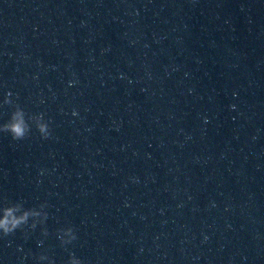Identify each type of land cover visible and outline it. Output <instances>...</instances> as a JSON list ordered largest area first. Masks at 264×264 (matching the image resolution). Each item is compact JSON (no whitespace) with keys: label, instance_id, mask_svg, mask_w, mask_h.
I'll return each instance as SVG.
<instances>
[{"label":"water","instance_id":"obj_1","mask_svg":"<svg viewBox=\"0 0 264 264\" xmlns=\"http://www.w3.org/2000/svg\"><path fill=\"white\" fill-rule=\"evenodd\" d=\"M17 104L51 136L0 133V206L46 203L49 235L0 264H264V0H0Z\"/></svg>","mask_w":264,"mask_h":264},{"label":"clouds","instance_id":"obj_2","mask_svg":"<svg viewBox=\"0 0 264 264\" xmlns=\"http://www.w3.org/2000/svg\"><path fill=\"white\" fill-rule=\"evenodd\" d=\"M11 109L8 119L0 123V133H7L13 140L21 141L28 137L32 127L35 126L42 138L47 139L51 136L49 122L45 120L42 113L29 114L19 104ZM46 208V203L25 207L23 201L5 202L0 206V234L7 237L17 230L23 231L25 228L35 230L40 225L43 235H49L45 226L48 219ZM56 234L62 247H66L77 239L72 226L57 229ZM37 259L40 262L47 261L48 264H55V261L44 253ZM66 264H83V262L74 253H70Z\"/></svg>","mask_w":264,"mask_h":264}]
</instances>
